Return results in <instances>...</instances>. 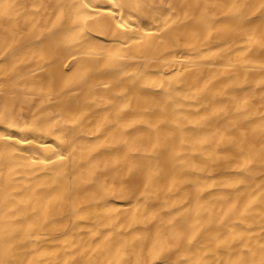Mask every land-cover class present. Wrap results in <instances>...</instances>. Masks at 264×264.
Returning <instances> with one entry per match:
<instances>
[{
	"label": "bare ground",
	"instance_id": "1",
	"mask_svg": "<svg viewBox=\"0 0 264 264\" xmlns=\"http://www.w3.org/2000/svg\"><path fill=\"white\" fill-rule=\"evenodd\" d=\"M0 264H264V0H0Z\"/></svg>",
	"mask_w": 264,
	"mask_h": 264
}]
</instances>
